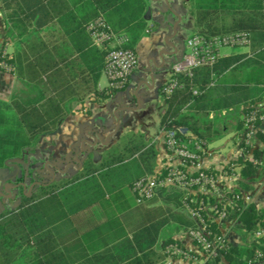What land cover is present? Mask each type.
I'll return each mask as SVG.
<instances>
[{"label": "trees", "instance_id": "obj_1", "mask_svg": "<svg viewBox=\"0 0 264 264\" xmlns=\"http://www.w3.org/2000/svg\"><path fill=\"white\" fill-rule=\"evenodd\" d=\"M191 3L200 28L195 34L243 33L250 40L248 52L222 55L211 68L195 70L189 77L176 76L182 87L165 99L160 128L183 127L213 142L228 127L233 112L264 100V0ZM145 6V0H0L5 38L0 60L11 69L0 71L23 84L8 100L0 99V181L16 186L10 195L17 202L12 209L0 210V264H164L168 246L183 248L172 236L157 242L169 218L182 223V231L191 225L172 208L155 205L157 198L142 204L135 201V212L123 217L125 225L103 203L106 196L115 201L123 188L131 190L145 176L137 159L148 144L142 133L123 132L101 152L97 164L93 153L86 152L73 175L51 180L43 167L50 176L47 181L35 173L25 184L27 154L43 136L57 130L67 116L82 111L87 100L102 103L127 87L126 81L117 89H99L113 44L95 45L89 26L102 19L113 34L128 39L122 47L134 52L145 35ZM192 90L198 94L192 95ZM15 168L20 173L9 176ZM257 175H264V168L244 163L240 170L243 179ZM159 197L166 205H179L180 194L175 191ZM115 207L119 214L130 209L124 204ZM94 208L104 211L101 223H91ZM235 217L234 233L243 245L228 243L208 264L254 263L256 250L264 253V247L245 241L247 232L264 230V210L250 204ZM261 260L264 264V257Z\"/></svg>", "mask_w": 264, "mask_h": 264}, {"label": "built area", "instance_id": "obj_2", "mask_svg": "<svg viewBox=\"0 0 264 264\" xmlns=\"http://www.w3.org/2000/svg\"><path fill=\"white\" fill-rule=\"evenodd\" d=\"M88 29L95 45L113 44L105 57L104 74L109 88H120L137 68L135 52L123 48L127 38L113 34L100 18ZM249 45L250 40L243 33L213 37L192 34L184 43L182 57L171 65L175 77L159 88L162 99L182 87L176 76L189 77L195 70L211 68L222 56V48L236 52L246 49L247 52ZM0 68L7 72L11 70L1 60ZM197 94V90H192V95ZM235 118L231 148L222 149L224 151L215 150L209 142L195 137L183 127L161 128L162 165L153 174L135 182L131 189L137 204L159 198L161 193L175 191L180 194L177 209L191 223L185 229L190 247L170 245L164 251L167 258H176L186 264H208L231 242L237 224L235 214L250 204L256 205L255 200L264 189V175L254 179L240 176L244 163L264 168V100L242 107ZM243 184L249 188L244 189ZM245 241L264 247V230L259 227L247 232ZM256 254L254 263L249 261L248 264L262 262L264 253L256 250Z\"/></svg>", "mask_w": 264, "mask_h": 264}, {"label": "crops", "instance_id": "obj_3", "mask_svg": "<svg viewBox=\"0 0 264 264\" xmlns=\"http://www.w3.org/2000/svg\"><path fill=\"white\" fill-rule=\"evenodd\" d=\"M145 2L146 6L142 16L146 23L145 35L134 48L138 58V65L128 78L127 87L122 89L124 91L128 90V94H135L140 103L142 102L141 95L149 94L150 91L154 90L160 95L159 88L172 77V63L180 59L184 53L185 41L192 34L200 31L194 19L195 9L191 0H145ZM185 30H188L189 36L182 40V34ZM119 36L124 35L120 34ZM248 49L249 47L247 52ZM165 68H168L169 73H164ZM106 84L103 87L99 85V89L107 88L108 82ZM20 86H23L21 81L9 73L0 71L1 100H8ZM116 94L102 103L92 100L86 101L82 111L67 116L57 130L52 133V149L54 150L52 159L56 162H65V164H63L64 166L61 165L63 167L61 168L60 165L57 166L50 162L49 166L59 170L53 172L51 178L56 179V175H73L76 170L81 168L86 152H92L93 162L95 164L99 163L101 152L113 145L125 131L142 133L145 140L148 141L147 146L137 154V159L145 173L144 175H151L161 167L164 156L163 141L160 134L161 128L158 125L156 131L152 130L148 134H146L147 131L145 129L148 128L147 126L135 128L133 126L134 123L129 122L127 118L128 112L133 110L132 107L127 104L122 96L116 98ZM165 108L166 102L162 99L159 107V118L163 115ZM100 113H102V116L99 117ZM236 114H233V119H236ZM141 124L143 125V119ZM227 124L230 129L235 131L232 118L228 119ZM213 142L209 143L212 144ZM75 150L78 153H75ZM121 191L122 196L117 197L115 201L106 196L103 203L104 205L108 203L109 207L115 210L114 213H116L119 221L124 224L123 217L135 212L137 206L132 190L123 188ZM115 203L119 206L124 204V207L128 206L130 209H126L119 214ZM255 204L257 209H264V189L260 192V198H256ZM155 205L170 207L174 213L180 214L183 220L189 221L172 203L164 204L161 197L157 198ZM90 213L91 223H101L105 218L104 211L99 208H94ZM170 223L174 224L175 228L178 226L182 227L180 222ZM184 228L186 229V226ZM176 231L178 230L176 229ZM172 237L177 239L183 247H190V242L185 237V230H179ZM128 238H130L129 235ZM164 238L158 237L157 242L162 244ZM243 241L237 233H232L231 242L233 244L243 245ZM164 264L186 263L176 258L166 257Z\"/></svg>", "mask_w": 264, "mask_h": 264}, {"label": "rangeland", "instance_id": "obj_4", "mask_svg": "<svg viewBox=\"0 0 264 264\" xmlns=\"http://www.w3.org/2000/svg\"><path fill=\"white\" fill-rule=\"evenodd\" d=\"M0 19H1V17H0ZM0 28H1V23H0ZM188 33H189L188 30H185L183 32L182 40L186 39L189 36ZM4 39H5L4 33L1 30L0 31V46L2 45ZM245 50L246 49H243V51H245ZM234 52H236L235 49H231V48H227V47L222 48L220 50V53L222 55H229V54L234 53ZM137 60H138V58H137ZM164 73H166V74L169 73L168 68H165ZM106 83H107V79H106L105 74L103 73L101 76L99 85L103 87L104 85H107ZM22 88H23V86H20L19 89H16L13 92L12 95L17 94ZM116 93H117L116 98H119L120 96H122L124 98V100L127 102V104L132 107L133 110L128 112L127 118L129 120V122L134 123L133 126L135 128H140L141 126H147L148 128H145L147 131L146 134H148L152 130H154V131L157 130L159 122H160L159 121V119H160L159 118L160 117L159 107H160V103L162 100V98L159 94H157L153 90V91H150L149 94L141 95L142 96V102L140 103L135 94H128V90H125V91L121 90V91H118ZM233 114H236V113L233 112ZM98 116L99 117L102 116V113H100ZM233 116L234 115H231V118L233 120V125L236 126L235 125L236 121H235V119H233ZM142 119H143V125L141 124ZM234 133H235L234 130L230 129V127H227L225 130H223V133H221L220 137L217 138L211 144V147H213L215 150H219V151L222 149H225V150L230 149L232 141H233ZM52 144H53L52 134L43 136L40 140L38 147L34 148V150L32 152H29L27 154V157H26L27 161H26V164L24 166V168L26 169V175H27V177L25 179V184L27 186L30 184L29 178L35 176V173L42 176V179L44 181H47L49 179L50 176L45 172V170H43V167L47 170V172L51 175V177H52V174L54 171H59L58 168L54 169L52 166H49L50 162L52 164L57 165V166L60 165V167H61V165L64 166L63 164H65V162L64 163H61L60 161L56 162L55 160L52 159V154L54 152V150L52 149V146H53ZM222 151H224V150H222ZM75 153H78V151L75 150ZM61 168H63V167H61ZM30 172H31V175L29 177L28 174H30ZM15 173H17V175H18L20 173V168H15L14 170H10L8 172L9 176L14 175ZM55 177L59 178V175H56ZM6 186H10V185H6ZM15 187L16 186H10L8 191H6V187L0 188V210H1L2 206H4V208H6V209H12L16 206L17 202L14 199H12L11 195H10L11 191H14ZM170 222L175 223L176 221L174 222V220L172 218H169L167 225L164 226L163 229L161 230L159 238L172 236L178 232V231H176L175 225L170 223ZM181 230H182V228H181Z\"/></svg>", "mask_w": 264, "mask_h": 264}, {"label": "water", "instance_id": "obj_5", "mask_svg": "<svg viewBox=\"0 0 264 264\" xmlns=\"http://www.w3.org/2000/svg\"><path fill=\"white\" fill-rule=\"evenodd\" d=\"M53 179V178H52ZM6 182H5V180L4 181H0V188L2 187V188H5L6 187V191H8V189L10 188V186H6V184H5Z\"/></svg>", "mask_w": 264, "mask_h": 264}, {"label": "flooded vegetation", "instance_id": "obj_6", "mask_svg": "<svg viewBox=\"0 0 264 264\" xmlns=\"http://www.w3.org/2000/svg\"><path fill=\"white\" fill-rule=\"evenodd\" d=\"M1 181H3V180H1Z\"/></svg>", "mask_w": 264, "mask_h": 264}]
</instances>
